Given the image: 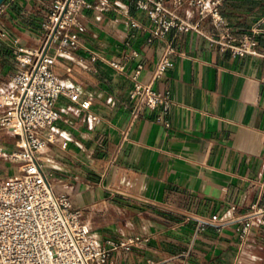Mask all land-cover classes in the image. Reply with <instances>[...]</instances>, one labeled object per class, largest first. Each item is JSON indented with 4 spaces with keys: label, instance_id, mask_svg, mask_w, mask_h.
I'll use <instances>...</instances> for the list:
<instances>
[{
    "label": "crops",
    "instance_id": "crops-1",
    "mask_svg": "<svg viewBox=\"0 0 264 264\" xmlns=\"http://www.w3.org/2000/svg\"><path fill=\"white\" fill-rule=\"evenodd\" d=\"M56 1L0 6V94L21 70L20 50L32 57L46 39ZM164 4L196 22L185 1ZM219 9L240 35L264 14V0H221ZM78 21L82 46L52 66L78 97L57 98L59 141L39 154L55 190L69 196L100 242L149 238L113 251V264H264V39L261 55L235 57L195 30L171 28L148 41L153 22L136 0H86ZM203 26L212 30L209 19ZM169 45L170 64L152 80ZM90 50L125 62V71L90 61ZM139 64L138 80L169 91L172 103L142 107L132 119L131 76ZM4 110L0 105V116ZM15 148V137L0 131V177L14 173L1 155ZM253 210L261 222L245 241L238 219L198 230L197 217L243 218Z\"/></svg>",
    "mask_w": 264,
    "mask_h": 264
},
{
    "label": "built area",
    "instance_id": "built-area-1",
    "mask_svg": "<svg viewBox=\"0 0 264 264\" xmlns=\"http://www.w3.org/2000/svg\"><path fill=\"white\" fill-rule=\"evenodd\" d=\"M184 1L197 16L196 22L173 14L164 0H136L137 6L146 10L153 22L148 30V41L164 38L171 28L195 30L221 49L229 50L234 57L261 55L258 38L264 39V14L253 22L248 32L237 35L220 12L221 0H173V3L179 6ZM85 4L86 0L55 2L49 16L46 39L39 49L31 53L32 57L20 50L18 61L21 70L11 77L7 89L0 94V105L5 107L0 116V131L15 137L16 148L9 157L18 163L20 170L0 182V264H113V251L130 250L149 240L135 235L107 238L100 242L91 234L82 220L81 210L73 206L69 196L55 190L50 174L44 171L39 161V154L46 144L59 141L55 125L59 113L54 108L55 101L63 94L72 100L78 97L77 90L63 84L52 66L57 56H64L82 46L78 38V15ZM207 19L212 25L210 31L204 30L203 24ZM50 37L52 40L46 48ZM54 42L56 46L52 52ZM172 50V46L166 47L156 63L152 80L162 76L170 64L168 53ZM132 55L136 52L133 51ZM88 59L92 62L102 60L120 73L125 71V62L92 50ZM141 67L139 64L131 76L132 119L137 117L142 107L159 106L167 110L172 103L169 91H158L151 82L138 80ZM261 195L264 196L263 182ZM257 215L253 210L243 218L217 214L197 217L198 230L206 226L221 227L238 219L240 224L236 231L239 239L245 241L251 226L261 222ZM182 264L190 263L184 259Z\"/></svg>",
    "mask_w": 264,
    "mask_h": 264
},
{
    "label": "rangeland",
    "instance_id": "rangeland-1",
    "mask_svg": "<svg viewBox=\"0 0 264 264\" xmlns=\"http://www.w3.org/2000/svg\"><path fill=\"white\" fill-rule=\"evenodd\" d=\"M9 154L10 153H8L6 156H3V155H1L2 156V158H8L7 160V162H6V164H7V166L8 167H10V168H12L11 170L12 171H14V173H19L20 172V170H19V167H18V163H16V162H13L11 159H10V157H9ZM14 167L16 168V170L14 169ZM6 176H4V177H0V182L5 178Z\"/></svg>",
    "mask_w": 264,
    "mask_h": 264
},
{
    "label": "water",
    "instance_id": "water-1",
    "mask_svg": "<svg viewBox=\"0 0 264 264\" xmlns=\"http://www.w3.org/2000/svg\"><path fill=\"white\" fill-rule=\"evenodd\" d=\"M5 0H0V6L3 4ZM52 40V37L49 38L46 48L49 46L50 42Z\"/></svg>",
    "mask_w": 264,
    "mask_h": 264
}]
</instances>
